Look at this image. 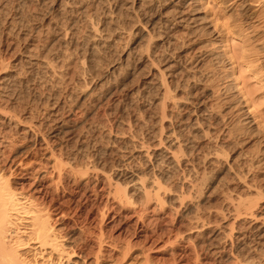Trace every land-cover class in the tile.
I'll return each instance as SVG.
<instances>
[{"label": "bare ground", "instance_id": "obj_1", "mask_svg": "<svg viewBox=\"0 0 264 264\" xmlns=\"http://www.w3.org/2000/svg\"><path fill=\"white\" fill-rule=\"evenodd\" d=\"M10 1L0 0V264H118L135 253V247L130 242L122 244L123 242H119L121 240L107 233L103 227L110 219L115 223L118 206L124 210H133L132 215L124 217L127 218L126 221L135 219L136 229L140 224L145 225L143 216L146 212L157 214L158 211L165 210L168 205L165 203L166 199L168 203L179 204V208L186 207V195L193 199L191 195L195 194L200 199L203 193L199 181L207 180L209 176L206 172L200 173L197 169V165L200 166L198 162L204 166L221 164L223 166L220 173L225 170L227 173H224L229 174L233 169L234 165L226 167L228 170L224 167L222 159L225 158L222 157H227L226 153L223 155L227 151L220 148H225V139L229 141L236 138L237 128L233 131L224 130L222 133L223 129L219 128L221 121L217 120L216 110H213L217 107L213 108L212 103L209 106L207 100L210 97L205 95V86L207 82L211 83V78L202 74L207 65L203 64L206 58H211L214 64L220 66H224L229 58L212 52L206 53L202 49L200 39L213 31L208 30L205 18L199 8H196L199 0H37L42 5L53 1L50 3L51 7L46 6L51 8L48 11V15H51L48 17L42 14L44 17L40 22L37 18L41 15L37 17L35 14L37 20L34 21L40 23L37 28L30 25L32 29L26 33L20 28L21 19L8 20L7 6ZM262 3L264 0L224 2L237 6L241 11L240 17L246 24L256 18L251 9ZM24 27L25 31L29 30V27ZM220 28H235L238 32H244L236 22L224 24ZM257 28L252 23L248 25L245 33L247 31L250 32L248 36L252 35V48L246 52L238 49L241 53L237 58L244 62L246 60L255 79L260 78L264 82V38L260 37ZM180 41L181 50L184 48L182 54L179 57L168 55L166 51L177 47ZM143 42L145 45L139 47ZM254 44H257V48ZM72 49L75 50L74 53L71 52ZM74 66L76 74L71 76V81L75 83L72 82L71 85L78 83L76 88L79 86V89H73V85L72 89L64 88L65 94L63 92L64 95H61L59 87L67 83ZM82 76L87 78L84 80ZM177 76L185 80L189 89V93L184 94L187 96L184 101L182 96L181 101L174 100L176 96H173L172 86L175 83L172 79L177 80ZM40 78L42 81L48 80L45 83L50 80L56 88L59 86L47 98L42 94L39 96L36 91L39 88L35 83ZM28 79L34 81L31 86L33 91L28 87ZM130 79L132 87L126 83ZM228 81L222 85L223 88L221 86L222 94L231 93L230 97L222 99L223 105L227 106L225 110L231 118L240 117V122L248 127L252 122L248 118V112L242 107L243 100L250 103L251 107H256V92L254 89H246L248 93L241 91L242 96L237 94L236 98L232 92H238V85H235L237 81ZM23 88L27 89L28 100L23 96ZM62 88L63 86L60 87ZM138 98L141 103L144 101L142 104H146L143 106L144 111L139 110L143 113L141 116L135 110ZM80 108L84 109L86 115L82 123L73 117V112ZM167 109L176 110V113L171 111L176 115H167ZM156 110L160 112V118ZM99 111L105 113L104 119L109 122L108 126L107 122L94 120L93 116ZM213 111L216 116L212 114ZM146 115L153 121L158 117L160 129L157 130L159 133L154 130L158 136L154 131L153 134H145L144 138L147 140L142 142L139 133L144 131L143 125L146 126L145 129H150L146 122L151 120L144 118ZM167 118H173L176 123H170L168 119L170 124L164 126ZM110 120H113L114 125ZM117 125H121V129L123 127L122 132L124 129L129 131L133 139L128 140L125 133L118 135ZM221 142L223 144L220 145ZM204 144L210 145L207 150H204ZM80 157L85 159L81 162L84 164L81 169L77 165L79 162L76 164ZM262 165L264 166V150L261 151L257 165L250 167L262 169ZM240 168L243 167H239V170ZM223 176L218 179L219 182ZM234 176L243 179L239 175ZM170 184H174L176 190L180 188V193L166 189V185ZM74 195H78L77 201H74ZM64 198L68 200L65 201ZM243 198L238 196L235 201L229 202L227 208H231V211L224 208L228 212L224 217L233 215V222L228 224L231 227L227 231L216 227L217 230L212 229L207 233L206 230L212 223L209 220L208 223L203 222L198 212L201 209L199 205L192 208L193 203L187 204L184 211L196 215L193 220L190 219L192 223L189 222L191 227L188 233L193 235L187 240L197 239L196 247L200 250L196 256L197 261L202 253L213 256V263L220 264L231 250L235 252L234 256L237 254V264H255L254 260L264 257V222L255 215V205ZM230 200H234L233 197H227V201ZM90 201L104 204L99 207L101 228L97 232L90 229L79 232L70 229V232H64L68 230L65 222L72 215V206L77 203L79 207ZM139 203L138 208L136 205ZM249 220L250 222H243ZM116 226L114 225L115 228ZM185 232L178 233L175 239L182 238ZM235 232H239V237H235ZM234 238H237L236 241ZM89 240L94 245L91 244L93 246H89L88 250ZM254 251L255 255L258 252L260 256L258 254L259 257H252L251 253ZM149 258L146 264H151Z\"/></svg>", "mask_w": 264, "mask_h": 264}, {"label": "rangeland", "instance_id": "obj_2", "mask_svg": "<svg viewBox=\"0 0 264 264\" xmlns=\"http://www.w3.org/2000/svg\"><path fill=\"white\" fill-rule=\"evenodd\" d=\"M22 1V2H21ZM54 1V0H53ZM53 1H51L52 3H53ZM147 1V0H146ZM200 2H198L199 3V5H198V7H196V8H199V10H200V13H201V15H202V17L203 18H205V25L207 26V28H208V30L209 31H213V32H208L209 34L210 33H213L212 35H207V36H204V37H202L201 39H200V42L199 43H201V47H202V49H204V51L206 52V53H214V54H219V55H221V56H223L224 58H229V59H226V61L227 62H225V64H224V66H220V65H217V64H214V62H212V60H211V58H209V60H207L208 58H206V60H205V62H203V64H207V65H205V67H204V70H203V72H202V74H204V76L206 77L207 75V77H209L210 76V80H211V83L210 82H207L208 84L206 85V84H204V85H206L205 86V95H207V97L209 98L208 100H207V103L209 104V106H211V103H212V107L214 108H216V109H213L214 111H215V113H216V115H217V120L220 122L221 121V123H220V125H219V128L222 130V133L224 132V130L225 131H227V130H234V129H236L237 130V135L235 134V136H236V140L234 139V138H232L231 140L229 139V141L227 140V139H225L223 142H226V144H224L225 145V148H227V150L223 147V148H220V150L221 149H223L224 151H227V152H223V150L221 151V153L223 152V155L226 153L227 154V157L226 156H223L221 153H220V155L221 156H223L222 158H225V159H222L223 161V163H225L224 165V167L226 168V167H228V166H232V165H234V166H232L233 167V169L232 170H230L228 173L229 174H226L227 173V171H223V173H220L221 172V169H222V166L223 165H221V164H219V166H218V164L216 163V164H214V166L213 165H210V164H205V166L203 165V164H201V162H198V164L200 165V166H198L197 165V169L200 171V173H204V172H206V175L207 176H209V177H207V180H201V181H199V182H201L200 184H199V187L201 186V188H202V196L201 197H203V198H201L200 197V199H199V197H197V196H195V194H192L191 195V198L193 197V199H190L189 197L187 198V195H186V203L188 202H191V203H193L192 204V208H193V206L194 205H196V206H194V207H197L198 205H199V214H200V216L203 218V222H206V223H208V220H209V223L211 222L212 223V225L210 226V228H208V230H206V232L208 233V232H210V231H212V229H214V230H217V229H221L222 230V228H223V230L224 231H227L230 227H229V225L228 224H231V222H233V215L232 216H226V217H224L225 215H227L228 214V212L229 211H231V208H227V206H229V202H231V201H235V199H236V197H238V196H242V197H244L243 199L244 200H246L247 199V202L249 201L250 203H252L253 205H255V215H257L258 217L257 218H259V220L261 221V222H264V166L262 165L261 166V168L262 169H255V168H252V167H250V165H254V167H255V165H257V163H258V161H259V157H260V155H261V151L262 150H264V82H262V81H260V78H258L259 80H257V79H255V77L253 76V74H252V72L250 71V69H248V67H247V65H248V62L245 60V62L247 63H245L244 62V60H242V59H239V58H237L238 57V55L241 53L240 51H242V52H246V51H248V50H250V47H251V45L253 44V42H252V40L250 39L251 37H252V35L249 37L248 36V34H250V32H248L247 33V31H246V33H245V30L248 28V25L250 24V23H252V25H254V26H256V28L259 30L258 32L260 33V37L262 36V39L264 38V19H263V17H264V3H262L260 6H256L255 8L253 7L252 9H251V13H253L252 15H253V17H255L256 16V18L255 19H253L252 20V22H250L249 24H246L245 23V21H243V18L242 17H240L241 16V11H240V9H238L237 8V6H234V5H231V4H224V2H225V0H199ZM255 1H262V0H255ZM12 2V3H11ZM47 2V1H46ZM50 1H49V3H43L44 5H42V4H40V3H38V1L37 0H11L10 2H8L9 4H8V6H7V8H8V10H7V14H8V16H7V18H8V20L10 21L11 19H15V18H17V19H21L20 21H21V23H22V27H21V24H20V28L22 29H24V30H22V32L24 31L25 33L28 31H30L31 29H32V27H34V28H37V26L39 25V23L41 22L40 20L42 19V17H44V16H50L51 14L49 13V15H48V11L50 10L51 11V5H50V3H51ZM253 2H254V0H253ZM24 3V4H23ZM51 3V4H52ZM11 4V5H10ZM15 4V5H14ZM22 4L24 5V6H22ZM27 4V5H26ZM47 4V5H46ZM50 5V7H49V9H48V7H46V6H49ZM48 9V10H47ZM49 11V12H50ZM240 11V12H239ZM44 12H46V13H44ZM41 13V14H40ZM22 14V15H21ZM37 15V17L38 16H40V18H37L39 21L36 23V21H34V20H37V19H35V16ZM44 16H43V15ZM20 15V16H19ZM18 16V17H17ZM24 16V17H23ZM238 16H239V18H238ZM263 16V17H262ZM21 17H23V18H21ZM102 17V16H101ZM260 17V18H259ZM10 18V19H9ZM258 18H259V20H258ZM23 19H25V21L23 20ZM234 19V20H233ZM239 19V20H238ZM260 19H262V20H260ZM241 20H242V22H241ZM24 21V22H23ZM144 21V20H143ZM257 21V22H256ZM261 21V22H260ZM26 22H27V24H26ZM145 22V21H144ZM236 22V25H238V27H241L243 30L242 31H244L243 33L242 32H238L235 28H230V30H225V29H223L222 30V28H220V27H222L224 24H226V25H230V24H233V23H235ZM262 22H263V24H262ZM32 23V24H31ZM37 25H36V24ZM83 23V22H82ZM239 23V24H238ZM30 25H32V27L30 26ZM24 26H27L26 27V29L29 27V30L27 29L26 31H25V27ZM142 26V25H141ZM247 26V27H246ZM217 27V28H216ZM219 27V28H218ZM141 28V27H140ZM148 28V27H147ZM215 28L217 29V30H215ZM221 30V31H220ZM178 31H180V29H178ZM223 31V32H222ZM23 32V33H24ZM180 33V34H179ZM220 33V34H219ZM178 34L179 35H182L181 34V32H178ZM177 34V35H178ZM247 35V36H246ZM210 36V37H209ZM242 36V37H241ZM245 36V37H244ZM215 38H217V39H219V40H215ZM249 39L248 41H247V39ZM264 40V39H263ZM145 41V40H144ZM243 41V42H242ZM249 41H250V43H249ZM181 42V41H180ZM179 42V44H178V46L177 47H170L171 49H166L167 51V54L168 55H174V57H179L181 54H182V50H184V48L181 50V48H182V42L180 43ZM210 42H212V43H210ZM145 42H143V43H140V45H139V47L140 46H144L145 44H144ZM243 43H244V45H243ZM143 44V45H142ZM249 45V46H248ZM255 45H257V44H254V47L255 48H257V46H255ZM205 48H204V47ZM247 47V49H246V47ZM177 48H180V49H177ZM245 49V50H243V49ZM249 48V49H248ZM252 48V47H251ZM175 49V50H174ZM177 49V50H176ZM238 49H240V51L238 50ZM181 50V51H180ZM73 51H75V50H71V52L72 53H74ZM172 51V52H171ZM174 51V52H173ZM237 51V52H236ZM239 51V52H238ZM169 53H172V54H169ZM237 53V54H236ZM236 54V55H235ZM168 55H166V56H168ZM193 57V56H192ZM233 57H235L236 58V60H235V58L233 59ZM233 59V60H232ZM239 59V60H238ZM229 60V61H228ZM209 61V62H208ZM236 62V63H235ZM193 63V62H192ZM235 63V64H234ZM189 65H190V63H189ZM250 65V64H249ZM161 66V65H160ZM188 66V65H187ZM234 66V67H233ZM251 66V65H250ZM223 67H225V68H223ZM227 67V68H226ZM75 68H76V66H74V71H73V69H72V73H71V71H70V77L68 76V81H67V83H65V85L64 84H62V86H63V88L62 89H60V87H62V86H58L59 87V90H61V92H59L61 95H64L65 94V90L66 89H72L71 87L74 85H71L72 84V82L73 83H75L74 81H71V78H73V77H71V76H74L75 74H76V70H75ZM203 69V68H202ZM215 69V70H214ZM207 70V71H206ZM213 70H214V72H213ZM209 71V72H208ZM222 72H224L225 73V76H224V74L222 73ZM210 73H214V74H210ZM228 73V74H227ZM74 74V75H73ZM222 74H223V76H222ZM87 76V75H86ZM84 77V76H82V78L85 80L87 77ZM221 76H222V78H221ZM228 76V77H227ZM89 77V76H88ZM213 77V78H212ZM258 77H260V76H258ZM223 78H226V79H224L223 80ZM228 78V79H227ZM41 79V78H40ZM176 79L177 80H175V79H172L173 80V83H175V84H173V89H174V94H173V96L175 97V99L174 100H177L178 99V101H181V99H182V101H184V97H187V96H185L184 94H186V92H187V94L189 93V89L187 88V83L185 82V80L182 78L181 79V77L179 76V78H178V76L176 77ZM29 81H30V83H28L29 85H28V87H29V89L30 88H32L31 90L33 91V87H31V86H33V84H32V82H34V81H32V79H28ZM46 80V79H45ZM43 80L42 81V79L41 80H38L37 79V82L35 83V86H37V87H35V89L37 88L38 90H36L37 91V93H38V95L40 96L41 94L42 95H44L43 97L44 98H47V96H49V93L51 94L52 93V91L53 90H56V89H58V87L56 88V85L54 84L53 85V83L49 80V82H47V83H45L46 81H48V80ZM180 80V81H179ZM214 80V81H213ZM216 80V81H215ZM228 80H230V82H232L233 83V81L234 82H236L235 83V85L237 86L238 85V92H237V90L236 91H234L235 93H233L232 92V95L234 94V96L237 98V96L239 95V96H242V95H240L241 94V91H242V93H248V91H254L255 90V99H256V102H257V104H255L256 105V107H251V105H250V103H245V101L243 100V103H244V105L242 106V107H244V109H245V111L246 112H248V118L250 119V122H252V124L251 125H249L248 127L247 126H244L243 124H242V122H240L241 120H240V117L238 118V117H232L231 118V116H229L228 114H227V111L225 110L226 109V107L227 106H224L225 104L222 102V99H224V98H226V97H230L231 96V93L229 94H222L223 93V91H222V88H223V86L222 85H224L225 84V82L226 83H228L229 81ZM257 80V81H256ZM70 81V82H69ZM175 81V82H174ZM179 83H178V82ZM218 81H220V82H218ZM181 82V83H180ZM217 82V83H216ZM262 82V83H261ZM69 83H70V85H69ZM128 85H129V87H132L133 86V84H132V80L130 79V80H128L127 82H126ZM125 83V84H126ZM178 83V84H177ZM185 83H186V85H185ZM239 83V84H238ZM38 84V85H37ZM68 84V85H67ZM77 85H78V83H76ZM74 85L75 86V88H74V86H73V89H75V90H78L79 89V86H78V88H76V86L77 85ZM47 85V86H46ZM49 85V86H48ZM175 85V86H174ZM185 85V86H184ZM217 85V86H216ZM42 86V87H41ZM53 86V87H52ZM65 86H67L68 88H66ZM209 86V87H208ZM221 86H222V88H221ZM263 86V87H262ZM51 87V88H50ZM175 87V88H174ZM201 86H199V88H200ZM241 87V88H240ZM65 88V90H63ZM82 88H83V86H82ZM82 88H80V89H82ZM178 88V89H177ZM185 88V89H184ZM28 89V90H29ZM49 89V90H48ZM188 89V90H187ZM240 89H242V90H240ZM246 89H248V91H246ZM251 89H254V90H251ZM261 89V91L259 92V90ZM27 89H25V88H23V90H22V92H24L23 93V96H25L26 97V99L28 100L29 99V94L27 93V91H26ZM48 90V91H47ZM186 90V91H185ZM240 90V91H239ZM20 91V90H19ZM31 91V93H33ZM27 94H26V93ZM63 92H64V94H63ZM185 92V93H184ZM240 92V93H239ZM257 92H258V94H257ZM26 94V95H25ZM236 94V95H235ZM238 94V95H237ZM249 94H250V92H249ZM32 95V94H31ZM221 95V96H220ZM229 95V96H228ZM258 95V96H257ZM181 96H182V98H181ZM214 98H213V97ZM31 97V96H30ZM42 97V98H43ZM212 97V98H211ZM180 99V100H179ZM259 99V100H258ZM262 99V100H261ZM139 100V101H138ZM138 100H137V108L135 107V110H136V113H137V115L139 114L140 116L141 115H143V113L141 114V111H144L145 110V106L144 105H146V104H142L144 101L142 100V103H141V99L140 98H138ZM260 101V102H259ZM218 102H220V103H218ZM222 102V103H221ZM263 102V103H262ZM139 103V104H138ZM222 106H221V105ZM224 104V105H223ZM262 104V107L260 106V105ZM141 105H142V107H141ZM168 105H170V104H168ZM213 105H216V106H213ZM257 105H259L258 107H257ZM144 106V107H143ZM171 106V105H170ZM138 107L140 108V109H138ZM171 108V107H170ZM68 109L69 108H67V111H68ZM82 109V110H81ZM78 110L79 109H77V111L75 110L74 112H73V117H74V120H76V121H78V119H79V123H82V122H84L85 121V111H84V109L83 108H80V110H79V112H78ZM139 110H141V111H139ZM82 111H83V113H82ZM157 111V110H156ZM168 113H167V115H169V116H171V115H176V114H173V113H176V110L174 111V110H166ZM171 111L173 112V113H171ZM214 111H213V113L212 114H214ZM249 112H251V113H249ZM76 113V114H75ZM98 113V112H97ZM96 113V114H97ZM101 113V114H100ZM157 113V116L159 117V111H157L156 112ZM84 114V115H83ZM99 114V115H98ZM97 115H94L93 116V118H95L94 120L97 122V120H98V122H103V123H106V125L108 126L109 125V122L108 121H106V119H104L105 118V113H103V111H99V113H98ZM100 115H102V116H100ZM161 115V114H160ZM215 115V114H214ZM215 115V116H216ZM75 116H76V118H75ZM96 116V117H95ZM98 116V117H97ZM104 116V117H103ZM102 119H104V120H102ZM157 117V118H158ZM162 117V116H161ZM97 118H99V119H101V120H99V119H97ZM144 118H146L147 120H149L150 118H148V116L146 115V116H144ZM157 118H155V120L153 121V119L151 120L152 121V123H151V121L150 122H146L147 124V127H150V129L149 128H147V129H145L146 128V126L145 125H143V127H144V131L143 132H140V131H138V132H140L139 133V135L141 136H139V139H140V141H141V139H142V142H143V140L145 139V141L147 140L146 138H144V136H146L147 135V133L149 134V133H151V134H153L154 132L155 133H157L158 131H159V129H160V127H158V126H160V120H159V118L157 119ZM157 119V120H156ZM168 119L169 118H167L166 119V121L164 120V126H168L170 123H176L175 122V120L173 121V118H172V120L171 119H169L170 120V123H169V121H168ZM243 120V119H242ZM113 120H110V122H111V124L112 125H114L113 124V122H112ZM159 121V122H158ZM225 123V126H224V123ZM154 122V123H153ZM151 125H150V124ZM155 123H157L158 125H155L154 126V124ZM228 123V124H227ZM122 125V124H121ZM121 125L120 126H118V128L116 127V129L118 130V135H120L121 133H125L126 134V136L125 135H123V136H125V137H127V139L128 140H132L133 139V137H131V133H128L129 131H126L125 129H126V127H125V125H122L125 129H124V131L122 132V129H123V127H122V129L120 128L121 127ZM227 125V126H226ZM232 125H233V127H232ZM243 125V126H242ZM225 127V128H224ZM227 127V128H226ZM242 127V128H241ZM152 128V129H151ZM243 128H245V129H243ZM121 129V130H120ZM146 130V131H145ZM154 130H158L157 132L156 131H154ZM241 130V131H240ZM121 131V132H120ZM148 131V132H147ZM151 131V132H150ZM154 131V132H153ZM245 131V132H244ZM240 132H243V133H241L240 134ZM256 132V133H255ZM141 133H142V135H141ZM159 133V132H158ZM158 133H157V136H158ZM255 133V134H254ZM128 134V135H127ZM146 134V135H145ZM150 134V135H151ZM254 134V135H253ZM121 136V135H120ZM142 136H143V138H142ZM217 136H219V135H217ZM234 136V137H235ZM239 136H241V139H240V137ZM244 136H246V137H244ZM239 137V138H238ZM132 138V139H131ZM234 139V140H233ZM240 139V140H239ZM149 140V139H148ZM217 140V139H216ZM233 140V141H232ZM239 140V141H238ZM261 140V141H260ZM152 142V141H151ZM151 142H149V143H151ZM223 142H221L220 143V145L221 144H223ZM240 142V143H239ZM260 142V143H259ZM263 142V143H262ZM157 143V142H156ZM155 142L154 143H151V144H156ZM239 144H241V145H239ZM164 145H166V142H164ZM204 145H206V144H204ZM219 145V146H220ZM227 145V146H226ZM234 145V146H233ZM238 145V146H237ZM210 145H206V146H203L204 147V150H207L208 148L207 147H209ZM257 146V147H256ZM235 147V148H234ZM206 148V149H205ZM232 148V149H231ZM230 150V151H229ZM242 150V151H241ZM257 150V151H256ZM260 150V151H259ZM210 151V150H209ZM208 151V152H209ZM245 151V152H244ZM243 152V153H242ZM256 152V153H255ZM259 152V153H258ZM206 153H207V151H206ZM240 153H242V154H240ZM229 154V155H228ZM231 154V155H230ZM240 154V155H239ZM249 154V155H248ZM257 154V155H256ZM259 154V155H258ZM239 155V156H238ZM220 156V157H221ZM241 156V157H240ZM249 156V157H248ZM252 158H251V157ZM255 156H256V158H255ZM258 156V157H257ZM229 158V159H228ZM244 158V159H243ZM248 158V159H247ZM251 160H250V159ZM79 159V160H78ZM77 159V162H76V164L79 162L80 163V166H79V163L77 164L78 165V167L81 169V167H83V165L84 164H82L84 161H85V159L84 158H78ZM227 159V160H226ZM234 160V162H235V159H237L236 160V162L234 163L233 162V160ZM238 159H240L239 161H238ZM83 160V161H82ZM250 162V161H252V162H248V161ZM227 161V162H226ZM255 161V162H254ZM82 162V163H81ZM229 162V163H228ZM238 162V163H237ZM242 162V163H241ZM245 162H247V163H245ZM234 163V164H233ZM237 163V164H236ZM250 165H249V164ZM254 163H256V164H254ZM81 164H82V166H81ZM242 164H244V165H242ZM216 165V166H215ZM238 165V166H237ZM247 165V166H246ZM205 168H204V167ZM210 166V167H209ZM199 167H200V169H199ZM239 167H243V168H240V170H239ZM246 167V168H245ZM248 167V168H247ZM204 168V169H203ZM208 168V169H207ZM224 168V169H225ZM249 168L252 170L253 169V171H251V170H249ZM210 169H212L211 171H210ZM227 170H228V168H226ZM242 169H243V171H242ZM206 170V171H205ZM234 170V171H233ZM256 170V171H255ZM239 171V172H238ZM241 171V172H240ZM250 171H251V173L252 174H250ZM224 172H226V173H224ZM244 172H246V173H244ZM249 172V173H248ZM261 172V173H260ZM212 174V175H211ZM239 175L240 177H242L243 179H238L236 176H234V175ZM224 175V176H223ZM227 175V176H226ZM242 175V176H241ZM244 175H245V177H244ZM249 175V176H248ZM257 175V176H256ZM214 176V177H213ZM222 176H223V179H221V181L219 182V180H220V178H222ZM232 176V177H231ZM233 176H234V178H233ZM230 177V178H229ZM253 177V178H252ZM209 178V179H208ZM215 178V179H214ZM246 178V181H243L244 179ZM210 179H212V180H210ZM219 179V180H218ZM229 179V180H228ZM234 181H233V180ZM237 179V180H236ZM250 181H249V180ZM260 179V180H259ZM210 180V181H209ZM224 180H227V181H229V182H223ZM261 180H262V182H261ZM205 181H206V184H205ZM215 181V182H214ZM234 183H236V184H234ZM260 181V182H259ZM198 182V183H199ZM223 182V183H222ZM254 182V183H253ZM258 182V183H257ZM252 183V184H251ZM202 184V185H201ZM218 184V185H217ZM232 184V185H231ZM238 184V185H237ZM251 184V185H250ZM260 184V185H259ZM223 185V186H222ZM250 185V186H249ZM171 186V187H170ZM208 186H210V187H208ZM241 186V187H240ZM247 186V187H246ZM249 186V187H248ZM252 186V187H251ZM260 188H259V187ZM172 187H174V188H172ZM204 187V188H203ZM208 187V188H207ZM220 188V190H222L221 192H220V190H219V188ZM257 187H258V189H257ZM221 188H223V189H221ZM225 188V189H224ZM232 188V189H231ZM238 188V189H237ZM256 188V189H255ZM166 189H170L169 191H178L179 193H180V191L181 190H178V189H180V188H177V190H176V187H175V185L173 184H170V185H166ZM173 189V190H172ZM218 189V190H217ZM228 189V190H227ZM213 190V191H212ZM239 190V191H238ZM242 190H244V191H242ZM246 190V191H245ZM204 191H205V193H204ZM218 191V192H217ZM229 191V192H228ZM215 192V193H214ZM225 192V193H224ZM227 193V194H226ZM234 193V194H233ZM211 194H212V196H211ZM216 194V195H215ZM218 194V195H217ZM223 194V195H222ZM231 194H232V196H231ZM245 194V195H244ZM248 194V195H247ZM253 194V195H252ZM209 195V196H208ZM221 195V196H220ZM228 195V196H227ZM247 195V196H246ZM251 195V196H250ZM208 196V197H207ZM214 196V197H213ZM219 196V197H218ZM229 196H231V197H233V199L234 200H230V201H227V197L228 198H231V197H229ZM76 197H78V195H74V201H75V199H76V201H77V198ZM209 197H210V200H209ZM216 197V198H215ZM197 198V199H196ZM224 198H226V199H224ZM196 199V200H195ZM223 199V200H222ZM248 199H250V200H248ZM254 200V202L252 201V200ZM64 200L66 201V200H68V199H66V198H64ZM63 200V201H64ZM226 200V201H225ZM256 200V201H255ZM193 201V202H192ZM197 201V202H196ZM219 201H221V202H219ZM225 201V202H224ZM101 203V204H100ZM165 203L166 204H168V205H166V208H165V210H162V211H158V213L156 214V212L155 213H153V212H150V211H148V213L146 212L145 214H144V219H143V221H144V224L145 225H138L137 227H136V229H135V224H134V222L136 221L135 219H131L130 221L129 220H127L126 221V219L127 218H125L124 216H126V215H132L133 213H132V211L133 210H131L130 211V209L129 210H124V209H122L121 207H119L118 206V210H117V212H118V214L116 215L115 213V216L117 217L116 218V220H115V223L114 222H112L111 221V219L110 220H108V221H106L105 223H104V225H103V227L105 228V230L107 231V233H110V235L112 234V235H114L118 240H121V241H119V242H123L122 244H124V243H131L135 248L133 249V251H135V253L131 256V257H129L128 259H125V260H121L118 264H146L145 262L147 261V258H149L150 259V261H151V264H217V262H214L213 263V256H211V255H206V254H202L201 253V255H200V258H199V261H197L196 260V256L197 255H199L198 254V252L200 253V250L196 247L197 246V243L198 242H196L197 241V239H195V240H193V239H190L189 241L187 240L191 235H193V234H189L188 232H189V229H190V227H191V224L189 225V222H190V219L191 220H193V218L196 216L195 215V213H194V215L193 214H188V213H186L184 210H185V208H187V204H186V207L185 208H182V207H177L179 204H174V203H171L170 201H169V203H168V201H167V199L165 200ZM202 203V204H201ZM205 203V204H204ZM79 204V203H78ZM215 204V205H214ZM222 204V205H221ZM224 204V205H223ZM75 205V206H74ZM73 206H72V210H71V212H72V215H71V217L73 218H71L70 217V219H68L66 222H65V226L67 227V229L68 230H65L64 232H70L71 230L70 229H74V231H77V232H79V231H87V230H92V231H94V232H97L99 229V227H100V224H99V216H100V211H99V207H102L104 204L102 203V202H94V201H90V202H87V203H83V205H79V207L77 206V203L76 204H74ZM100 205H102V206H100ZM170 205V206H169ZM173 205H175V208H176V210H175V208H174V206ZM205 205V206H204ZM257 205V206H256ZM185 206V205H184ZM201 206V207H200ZM202 206H204V207H202ZM212 206H213V208H212ZM218 206V207H217ZM136 207H140V203H139V205H136ZM207 207V208H206ZM215 207V208H214ZM178 208V209H177ZM211 208V209H210ZM220 210H219V209ZM224 208L228 211L229 209V211L227 212L226 210H224ZM121 209V210H120ZM137 209V208H136ZM180 209V210H179ZM169 210V211H168ZM205 210V211H204ZM137 211H138V209H137ZM164 211V212H163ZM168 211V212H167ZM205 213H204V212ZM206 211H207V213H206ZM224 211V212H223ZM174 212V213H173ZM177 212V213H176ZM204 214H203V213ZM171 213V214H170ZM183 213V214H182ZM212 213V214H211ZM114 214H111L112 216H114ZM189 216H188V215ZM202 214V215H201ZM207 214V215H206ZM74 215V216H73ZM182 215H184V216H182ZM186 215V216H185ZM224 215V216H223ZM222 216V217H221ZM186 218V220H185V218ZM188 217H189V220H188ZM190 217H192V218H190ZM124 218V219H123ZM184 218V219H183ZM227 218V219H226ZM181 219V220H180ZM262 219V220H261ZM78 221V222H77ZM218 221V222H217ZM259 221V222H260ZM120 222V223H119ZM243 222H250V220L249 221H243ZM260 222V223H261ZM75 223V224H74ZM113 223H114V225L116 226V224H117V226H116V228L114 227V225H113ZM186 223H188V224H186ZM190 223H192V221L190 222ZM194 223V222H193ZM215 223V224H214ZM148 224V225H147ZM120 225V226H119ZM132 225V226H131ZM181 225H182V227H181ZM188 225H189V228H188ZM113 226V227H112ZM147 226H149V227H147ZM180 226V227H179ZM227 226V227H226ZM238 225H237V222H236V225H235V227H237ZM69 227V228H68ZM74 227V228H73ZM87 227H88V229H87ZM95 227V228H94ZM120 227V228H119ZM141 227V228H140ZM185 227V228H184ZM187 227V228H186ZM216 227H217V229H216ZM225 227V228H224ZM101 228V227H100ZM118 228V229H117ZM179 228H180V230H179ZM228 228V229H227ZM79 229H81V230H79ZM83 229V230H82ZM95 229V230H94ZM210 229V230H209ZM186 232H185V231ZM140 231V232H139ZM177 231H179V232H177ZM238 231V230H237ZM181 232H185V234L182 236V238H178V240H176L175 239V236L178 234V233H181ZM81 233V232H80ZM176 233V234H175ZM147 235V236H146ZM234 235H235V237H239V232H235L234 233ZM146 237H147V239H146ZM236 239L237 238H234V240L236 241ZM91 241V242H90ZM89 242H90V244H88V246H87V249L89 250L90 249V247H92L93 245H94V243H93V241L92 240H89ZM88 242V243H89ZM229 243V242H228ZM91 244H93V245H91ZM151 245V246H150ZM90 246V247H89ZM197 249H196V248ZM151 248V249H150ZM161 249V251H160V249ZM138 249V250H137ZM159 249V250H158ZM164 249V250H163ZM141 250V251H140ZM151 250V251H150ZM163 250V251H162ZM196 250V251H195ZM199 250V251H198ZM142 252V253H141ZM149 252H151L150 254H149ZM232 252V253H231ZM139 253H141V254H139ZM145 253V254H144ZM197 253V254H196ZM173 254H174V256H173ZM230 254H232L233 256L231 257V255ZM234 254H235V252L234 251H230V252H227V254L225 255V261H223V262H221L220 264H234L235 262H236V260L235 259H237V254L234 256ZM254 254V255H253ZM258 254H259V256H260V253H258V252H256V255H255V251L253 252V253H251V255H252V257H254V256H258ZM135 255V256H134ZM140 255V256H139ZM180 255H182V257L183 258H181V256ZM230 255V256H229ZM134 256V257H133ZM258 256V257H259ZM230 258L229 260H228V262L226 261V259H228V258ZM145 258H146V260H145ZM170 258H172V259H170ZM234 258V259H233ZM262 259H258V260H254L253 261V263H255V264H258V263H260V264H264V257H261ZM167 259H168V261H167ZM241 260H244V259H242V258H240ZM166 260V261H165ZM162 261H164V262H162ZM170 261V262H169ZM261 261V262H260ZM159 262V263H158ZM235 264H237V263H235Z\"/></svg>", "mask_w": 264, "mask_h": 264}]
</instances>
